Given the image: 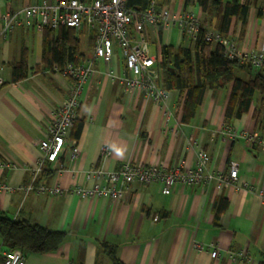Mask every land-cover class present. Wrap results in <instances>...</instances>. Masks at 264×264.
Here are the masks:
<instances>
[{"label":"crops","instance_id":"1","mask_svg":"<svg viewBox=\"0 0 264 264\" xmlns=\"http://www.w3.org/2000/svg\"><path fill=\"white\" fill-rule=\"evenodd\" d=\"M41 1L45 0H0V26L5 11ZM170 7L175 15L195 12L203 20L198 0L187 7L186 0H173ZM241 26V22H233L232 36L227 35L238 40L240 49H257L264 43V15L258 17L255 7L250 10L243 37ZM211 28L216 30L215 25ZM76 31L84 61L93 55L91 33L86 29ZM44 33L34 27H16L7 37H0L4 77L0 83V186H8L0 188V212L14 220L65 232L57 251H24L26 264H113L102 247L105 242L114 245L124 264H260L264 260V203L258 189L264 182V145H250L245 135L256 131V120L264 119V101L252 102L241 117L228 121L225 110L232 84L217 91L207 89L195 118L185 122V95L180 93L178 97L177 90H170L168 108L143 94H125L119 80L125 61L117 47L114 62L96 60L95 72L84 85L78 156L73 157L72 138H76L72 130L58 160L46 161L37 171L42 153L39 140L45 138L51 111L64 102L69 81L54 73L53 65L45 67ZM143 36L151 46L154 44V54L159 48L162 52L163 45H193L178 24L171 22L160 31L149 28ZM23 57L28 76L12 81V66ZM235 74L244 80L251 77L242 67L236 68ZM167 110L171 111L168 120ZM107 146L113 153L105 158ZM202 146L211 156L210 169L228 173L232 162L239 163L237 183L223 190L213 185L175 183L168 193L162 191L160 182L133 183L124 198L116 200L82 198L74 192L76 185L91 183L87 173L95 167L114 171L129 160L194 167ZM9 163L11 167L6 166ZM41 184L58 186L61 192L23 188ZM220 196L228 199V206L218 216ZM196 244L202 248H196ZM213 248L226 253L214 258ZM7 249L0 236V264ZM241 251L249 258L233 260L228 256L229 252Z\"/></svg>","mask_w":264,"mask_h":264},{"label":"built area","instance_id":"2","mask_svg":"<svg viewBox=\"0 0 264 264\" xmlns=\"http://www.w3.org/2000/svg\"><path fill=\"white\" fill-rule=\"evenodd\" d=\"M128 0H45L22 6L16 10H7L1 16L0 37H7L14 28L30 29L34 27L43 32L46 28L58 29L60 27H74L77 30H89L93 42V55L84 61L68 60L63 65L54 63L52 71L69 79L66 85V97L64 102L55 107L51 112V121L46 128L45 138L39 140L41 157L36 170L40 171L46 161L56 162L64 152L71 131L79 119L84 85L95 72L96 60H103L106 64L114 62L116 48L121 49L125 61V70L120 77L124 92L127 96L143 94L153 100L155 104L166 105L170 96L167 88L164 68L161 63L164 60L161 49L157 53L151 51V42L143 36L149 28L160 31L168 22L178 24L182 33L191 42H195L201 27L200 17L195 12H188L183 16L175 15L170 5H164L158 9V2L151 0L146 10L139 12L131 10L127 6ZM138 32L140 36L134 34ZM205 40L219 43L224 49L225 55L230 59L240 62H252L260 71L264 72V43L257 49L242 50L238 40L225 36L211 28L205 34ZM0 66V83L4 82ZM178 97L180 91H177ZM170 110L165 111L166 119L170 117ZM246 141L254 146L264 145V137L253 131L245 135ZM74 144L73 157L78 156V140L72 138ZM112 149L104 148L103 156H111ZM211 156L202 146L197 151L196 165L184 167L180 163L143 164L134 161L124 162L120 168L107 171L103 167H95L87 173V179L91 183L80 184L74 187V192L82 198L112 197L124 198L126 191L133 183L148 184L160 182L162 191L168 193L175 183L188 185L203 184L216 186L223 190L237 183L239 179V163L232 162L228 173L208 168ZM6 166L11 167V164ZM8 189L6 183L0 186ZM27 190L38 192L48 191L59 193L61 188L46 184L24 185ZM253 189V187L251 186ZM259 196L264 203V182L258 189ZM156 217H158L156 215ZM196 248L201 249L199 244ZM226 252L219 248H213L211 255L214 258L222 257ZM233 259H248L244 252H229ZM3 264H26V256L22 249L15 248L2 253Z\"/></svg>","mask_w":264,"mask_h":264},{"label":"trees","instance_id":"3","mask_svg":"<svg viewBox=\"0 0 264 264\" xmlns=\"http://www.w3.org/2000/svg\"><path fill=\"white\" fill-rule=\"evenodd\" d=\"M158 9L170 5L173 0H156ZM193 0H186V7ZM151 0H128L127 6L134 11L146 10ZM203 10V20L197 40L191 47L180 45H163L164 68L167 88L177 90L185 95L183 102V121L191 122L202 104L207 89L217 91L232 84L229 103L225 110L226 120L232 121L246 113L252 102L264 101V72L258 73L252 62H240L228 58L221 44L205 40L209 26L225 36H232L233 22H241L243 37L248 25V17L252 7L257 9L258 17L264 15V0H198ZM74 27L46 28L44 33L43 62L45 67L54 63L63 65L68 60L83 61L84 54L80 49V41ZM53 34H57L53 37ZM234 34V33H233ZM54 38V39H53ZM27 60L12 66V81H20L28 76ZM242 67L251 73L247 80L236 77V68ZM257 106V105H256ZM258 107H256L257 113ZM256 132L264 137V119L256 120ZM83 128V120H77L72 136L78 138ZM255 146V145H254ZM217 215L224 212L228 199L220 196ZM0 236L8 246V250L20 248L25 252L45 253L57 251L65 239V232L50 230L40 224L27 220H14L7 213L0 212ZM107 256L113 264H124L116 254V248L107 242L102 244ZM264 264V260L260 263Z\"/></svg>","mask_w":264,"mask_h":264},{"label":"rangeland","instance_id":"4","mask_svg":"<svg viewBox=\"0 0 264 264\" xmlns=\"http://www.w3.org/2000/svg\"><path fill=\"white\" fill-rule=\"evenodd\" d=\"M151 49H152V51H154V49H155L154 44H152ZM84 50H86V45H84ZM30 53L32 54V52H30ZM261 72H262V71H261ZM2 76H3V74H2ZM3 78H4V77H3Z\"/></svg>","mask_w":264,"mask_h":264}]
</instances>
